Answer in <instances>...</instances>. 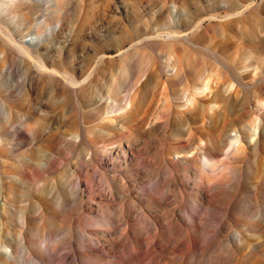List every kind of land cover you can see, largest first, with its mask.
I'll list each match as a JSON object with an SVG mask.
<instances>
[{
  "label": "rangeland",
  "instance_id": "obj_1",
  "mask_svg": "<svg viewBox=\"0 0 264 264\" xmlns=\"http://www.w3.org/2000/svg\"><path fill=\"white\" fill-rule=\"evenodd\" d=\"M0 264H264V0H0Z\"/></svg>",
  "mask_w": 264,
  "mask_h": 264
},
{
  "label": "bare ground",
  "instance_id": "obj_2",
  "mask_svg": "<svg viewBox=\"0 0 264 264\" xmlns=\"http://www.w3.org/2000/svg\"><path fill=\"white\" fill-rule=\"evenodd\" d=\"M8 257H11L10 255Z\"/></svg>",
  "mask_w": 264,
  "mask_h": 264
}]
</instances>
